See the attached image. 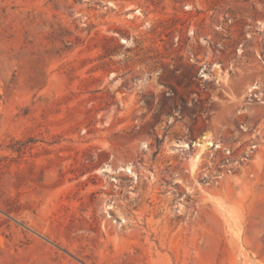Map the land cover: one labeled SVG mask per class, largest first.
<instances>
[{"label":"rangeland","instance_id":"rangeland-1","mask_svg":"<svg viewBox=\"0 0 264 264\" xmlns=\"http://www.w3.org/2000/svg\"><path fill=\"white\" fill-rule=\"evenodd\" d=\"M0 264H264V0H0Z\"/></svg>","mask_w":264,"mask_h":264},{"label":"bare ground","instance_id":"bare-ground-1","mask_svg":"<svg viewBox=\"0 0 264 264\" xmlns=\"http://www.w3.org/2000/svg\"><path fill=\"white\" fill-rule=\"evenodd\" d=\"M204 143H205L204 145H211V144L213 145V143L210 140H206V141H204ZM200 145H202V143Z\"/></svg>","mask_w":264,"mask_h":264}]
</instances>
